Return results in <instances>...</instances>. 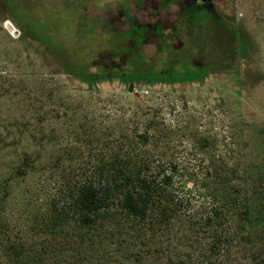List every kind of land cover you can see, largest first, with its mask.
<instances>
[{
  "label": "rangeland",
  "instance_id": "374dc122",
  "mask_svg": "<svg viewBox=\"0 0 264 264\" xmlns=\"http://www.w3.org/2000/svg\"><path fill=\"white\" fill-rule=\"evenodd\" d=\"M127 65L152 66V78H122ZM53 90L68 106L105 109L123 131L155 134L152 148L186 170L190 190L197 182L212 194L220 171L219 201L237 220L246 200L254 216L264 212V0H0L1 117L33 124L30 99ZM200 194L184 201L189 211L200 210ZM18 202H9L0 264H132L128 254L160 248L113 220L98 248L57 261L46 236L18 224L30 211ZM247 230L264 261V224ZM174 246L164 262L186 258Z\"/></svg>",
  "mask_w": 264,
  "mask_h": 264
},
{
  "label": "trees",
  "instance_id": "16d2710c",
  "mask_svg": "<svg viewBox=\"0 0 264 264\" xmlns=\"http://www.w3.org/2000/svg\"><path fill=\"white\" fill-rule=\"evenodd\" d=\"M127 66L122 78H152V66ZM30 100L25 111L33 116V124L0 115L1 262L7 239H12L9 202L22 199L20 209L30 211L18 224L46 236L41 241L51 246L48 252L57 261L73 259V252L81 258L87 249L98 248L114 220L134 224L132 233L139 241L151 239L160 245L154 256L142 250L128 254L132 264H148L146 259L153 258H158L156 264H264L247 230L252 223L264 224V212L254 216L246 200L237 220V212L219 201L224 187L220 171L215 172L212 194L210 187L195 182V191L205 195L197 200L200 210L189 211L185 202L195 192L187 187L193 178L157 154V147L152 148L155 134L123 131L102 115L105 109L68 106L55 90L49 97ZM174 245L186 246V258L164 262L160 257Z\"/></svg>",
  "mask_w": 264,
  "mask_h": 264
}]
</instances>
